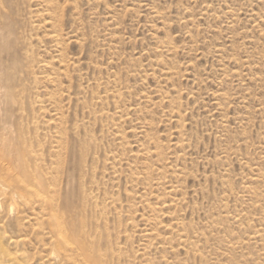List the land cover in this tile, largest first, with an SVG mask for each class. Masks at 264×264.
I'll list each match as a JSON object with an SVG mask.
<instances>
[{
    "label": "rangeland",
    "instance_id": "374dc122",
    "mask_svg": "<svg viewBox=\"0 0 264 264\" xmlns=\"http://www.w3.org/2000/svg\"><path fill=\"white\" fill-rule=\"evenodd\" d=\"M1 8L15 155L62 216L85 215L109 264H264V0ZM30 194L1 203L0 233L16 235L14 212L45 224ZM20 239L38 263L35 235Z\"/></svg>",
    "mask_w": 264,
    "mask_h": 264
},
{
    "label": "bare ground",
    "instance_id": "6f19581e",
    "mask_svg": "<svg viewBox=\"0 0 264 264\" xmlns=\"http://www.w3.org/2000/svg\"><path fill=\"white\" fill-rule=\"evenodd\" d=\"M1 10L4 12L2 8L0 11ZM2 12H0V14H2ZM3 19H5V25L1 27L2 24L0 23V30H3L4 32L0 31V36L4 34L7 35V32L10 29L9 19L7 17ZM1 21L3 22L4 20ZM21 37L22 36L19 37V41L22 39ZM57 37L58 36H52L51 39L53 41H57ZM25 48L23 49L25 50ZM24 56L25 55H23V57ZM25 58L26 57L23 59ZM31 59L32 58H30V60ZM31 68H33V65ZM29 69L27 71H29ZM0 84L1 105L7 100L9 91L7 89V83H5V85H2V83ZM3 88L6 90V93L4 92ZM2 115V109H0V224H3L4 221H7V217L10 214H4L2 212L1 203L7 201L17 202V200L22 203L21 200H23L24 197L22 194L24 192H31L34 194L37 198V200L34 199L36 204L39 203L38 205L41 207V211L35 215L36 220L41 222L44 217L46 220L45 224L37 223V226L40 227L33 230L29 227L26 228V220L20 216L19 212H14L12 220L14 222V226L16 227V235H8L4 231L3 233H0V264H27V252L24 247H26L28 243H26L27 240L24 242L20 238L21 236L27 237L28 234L35 235L34 242H36V246L38 247V250L36 251H38L37 254H39L38 263L36 264H109L105 254H103V252L93 240H90V233L86 230L87 221L85 220V215L79 212L76 216L73 215L74 217L70 215L66 216L65 214L62 216L63 212H61L60 207L54 203V199L50 200V198L48 199L46 196L48 184L45 176L43 175L42 178L37 174V170L34 169L36 176L33 177L32 172H30L28 162L25 160L18 162L17 156L19 157V154L23 153L24 148L19 145L18 141L15 143V137L12 135L14 133L10 131L12 126L10 125L11 127H7L6 124L2 122ZM7 129H9V131ZM18 130L16 133L18 134V138H20L19 134H21V132L20 130L18 132ZM5 131L7 132L5 133ZM12 165L16 166L17 171L11 170ZM32 186L36 187L37 189L35 190L33 188L34 190H32L30 188ZM26 203H29V201ZM17 208L18 207L15 209L18 210ZM78 216L79 218H77ZM40 253H42L43 256H41Z\"/></svg>",
    "mask_w": 264,
    "mask_h": 264
}]
</instances>
